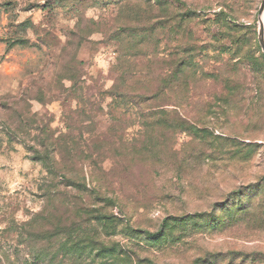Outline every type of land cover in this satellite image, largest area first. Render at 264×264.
Returning <instances> with one entry per match:
<instances>
[{
  "label": "rangeland",
  "instance_id": "1",
  "mask_svg": "<svg viewBox=\"0 0 264 264\" xmlns=\"http://www.w3.org/2000/svg\"><path fill=\"white\" fill-rule=\"evenodd\" d=\"M262 0H0V264H264Z\"/></svg>",
  "mask_w": 264,
  "mask_h": 264
},
{
  "label": "water",
  "instance_id": "2",
  "mask_svg": "<svg viewBox=\"0 0 264 264\" xmlns=\"http://www.w3.org/2000/svg\"><path fill=\"white\" fill-rule=\"evenodd\" d=\"M260 9L261 10L264 9V0H262L261 3H260ZM258 36H259V40H260V43H261V47H262L263 52H264V27H263L261 22H260V25H259Z\"/></svg>",
  "mask_w": 264,
  "mask_h": 264
},
{
  "label": "bare ground",
  "instance_id": "3",
  "mask_svg": "<svg viewBox=\"0 0 264 264\" xmlns=\"http://www.w3.org/2000/svg\"><path fill=\"white\" fill-rule=\"evenodd\" d=\"M260 22L262 23V25L264 27V9H263L261 16H260Z\"/></svg>",
  "mask_w": 264,
  "mask_h": 264
}]
</instances>
